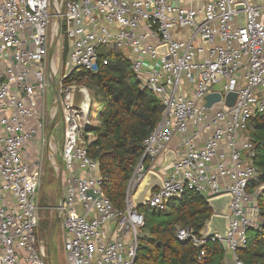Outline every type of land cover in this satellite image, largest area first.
Masks as SVG:
<instances>
[{"label": "built area", "instance_id": "1", "mask_svg": "<svg viewBox=\"0 0 264 264\" xmlns=\"http://www.w3.org/2000/svg\"><path fill=\"white\" fill-rule=\"evenodd\" d=\"M61 35L69 52L59 67L51 51ZM101 47L127 57L164 106L143 142L123 209L106 195L89 154L92 97L77 77L109 63L100 59ZM52 82L64 126V182L51 208L62 220L68 264H134L145 216L133 195L150 170L163 179L147 203L157 210L189 190L206 199L231 194L224 264H246L239 249L249 242L248 229L264 224L257 201L264 182L252 185L261 171L248 131L251 118L264 119V0H198L190 7L171 0H64L57 8L53 0H0V264H55L52 248L36 234L43 157L36 161L35 151L43 142L54 155L45 134ZM212 93L221 99L207 107ZM230 93L237 94L232 105ZM170 149L176 160L162 168ZM209 221L200 232L176 225V235L197 247L222 245L220 233L209 234Z\"/></svg>", "mask_w": 264, "mask_h": 264}, {"label": "trees", "instance_id": "2", "mask_svg": "<svg viewBox=\"0 0 264 264\" xmlns=\"http://www.w3.org/2000/svg\"><path fill=\"white\" fill-rule=\"evenodd\" d=\"M99 52L100 59L108 57L109 63L101 64L95 72L77 74L78 80L89 85L96 95L98 124L89 127L86 138L89 154L98 162L106 195L115 208L123 209L129 179L143 153V142L160 122L164 106L142 85L127 57L102 47ZM248 131L255 145V163L261 171L252 185L258 186L264 182L262 116L249 120ZM257 201L264 218V188L258 192ZM138 209L145 216V226L134 264H224L226 250L219 242L197 247L176 235V225H189L200 232L211 219L214 211L199 192L186 191L181 198L171 199L164 210L149 205ZM248 239L247 246L239 249L240 257L246 264H264V224L260 230L248 229ZM201 249H205V255L200 259Z\"/></svg>", "mask_w": 264, "mask_h": 264}, {"label": "rangeland", "instance_id": "3", "mask_svg": "<svg viewBox=\"0 0 264 264\" xmlns=\"http://www.w3.org/2000/svg\"><path fill=\"white\" fill-rule=\"evenodd\" d=\"M64 0H53V6L57 8L61 7V3ZM54 18V17H53ZM69 52V44L65 41L63 35L59 36L58 41H56V46L51 51L52 63L53 58L56 64H62V61L67 58ZM49 58V57H48ZM51 63L48 61V68L50 69ZM58 67V68H59ZM81 85L87 87L92 97V119H90L91 125L98 124V120L95 115L96 107V95L95 91L87 85L84 81H79ZM51 92L47 98L46 103V113L51 112L47 116V127L45 134L47 135V142H52L54 155H48V145L45 149L43 142H40V149L36 155L35 160L39 161L41 155L43 175L41 179V185L38 191V200L41 207V220L40 228H38L36 234L42 243H45L48 248H52V260L55 264H68L66 253L62 250V245L64 242V230L62 227V220L57 218L52 213V206L57 200L58 196L62 194L63 182H64V170H63V159H62V145L64 142V126L61 119L60 108L55 102L54 97V83L52 82ZM91 116V115H90ZM53 125H55L53 127ZM38 142V141H37ZM38 147V143H37ZM34 155V147L32 148Z\"/></svg>", "mask_w": 264, "mask_h": 264}, {"label": "water", "instance_id": "4", "mask_svg": "<svg viewBox=\"0 0 264 264\" xmlns=\"http://www.w3.org/2000/svg\"><path fill=\"white\" fill-rule=\"evenodd\" d=\"M243 4H238V9H243ZM239 17L241 19V26H243L245 13L241 12L239 13ZM158 51L161 53H166V47L160 46L158 48ZM237 94L236 93H230L227 96V103L232 105L235 101ZM221 99V95L219 93H212L208 95L207 97V107H211L214 102L219 101ZM176 152L173 149H170L167 151L164 155V159L161 163L162 168H167L172 162L176 160ZM163 187V179L162 176L153 170L148 171L142 182L140 183L138 189L136 190L135 194L133 195V201L135 205L139 208L142 206H146L148 201L150 200L151 194L154 190L160 189ZM232 200L231 194H224L221 196H217L211 199H208V203L212 207L214 213L208 223L209 228V234L213 233H220L223 242L222 245L224 249L228 250V243H227V237H228V210L229 206ZM139 232H141V229H139Z\"/></svg>", "mask_w": 264, "mask_h": 264}, {"label": "crops", "instance_id": "5", "mask_svg": "<svg viewBox=\"0 0 264 264\" xmlns=\"http://www.w3.org/2000/svg\"><path fill=\"white\" fill-rule=\"evenodd\" d=\"M197 1L196 0H171V2L174 5H179V6H184V7L195 6L197 4ZM38 140H39L38 135L32 140V143H33L32 146H34V148H35V145H36ZM200 142L202 143V141H200Z\"/></svg>", "mask_w": 264, "mask_h": 264}]
</instances>
